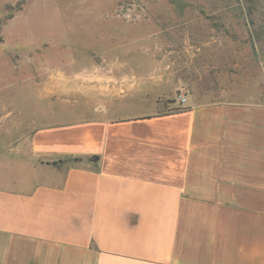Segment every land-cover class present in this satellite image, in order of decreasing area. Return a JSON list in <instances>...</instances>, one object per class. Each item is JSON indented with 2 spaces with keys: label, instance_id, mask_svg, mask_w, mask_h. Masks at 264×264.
I'll use <instances>...</instances> for the list:
<instances>
[{
  "label": "crops",
  "instance_id": "crops-1",
  "mask_svg": "<svg viewBox=\"0 0 264 264\" xmlns=\"http://www.w3.org/2000/svg\"><path fill=\"white\" fill-rule=\"evenodd\" d=\"M129 61L42 82L57 120L10 155L24 173L0 178V264H264V103ZM177 94L180 111H158Z\"/></svg>",
  "mask_w": 264,
  "mask_h": 264
},
{
  "label": "rangeland",
  "instance_id": "rangeland-1",
  "mask_svg": "<svg viewBox=\"0 0 264 264\" xmlns=\"http://www.w3.org/2000/svg\"><path fill=\"white\" fill-rule=\"evenodd\" d=\"M126 44L143 45L144 56L110 50ZM80 59H129L164 84L193 77L208 93L264 103V0H0V178L24 173L12 160L18 144L57 120L55 106L42 111V82L71 75ZM170 102L158 111L175 108Z\"/></svg>",
  "mask_w": 264,
  "mask_h": 264
},
{
  "label": "trees",
  "instance_id": "trees-1",
  "mask_svg": "<svg viewBox=\"0 0 264 264\" xmlns=\"http://www.w3.org/2000/svg\"><path fill=\"white\" fill-rule=\"evenodd\" d=\"M241 20H242V24H243L242 26L247 27V24L245 23V19L244 18H241ZM171 102H174V101H171ZM180 110H181L180 108L175 107V108H172L170 111L171 112H178ZM89 160L97 161L98 160V157L93 156V157H90ZM70 161H72L74 163H78V162L81 161V159L80 158H71Z\"/></svg>",
  "mask_w": 264,
  "mask_h": 264
},
{
  "label": "built area",
  "instance_id": "built-area-1",
  "mask_svg": "<svg viewBox=\"0 0 264 264\" xmlns=\"http://www.w3.org/2000/svg\"><path fill=\"white\" fill-rule=\"evenodd\" d=\"M178 98H179V102H180V104L184 103V99H183L182 96L179 95Z\"/></svg>",
  "mask_w": 264,
  "mask_h": 264
}]
</instances>
